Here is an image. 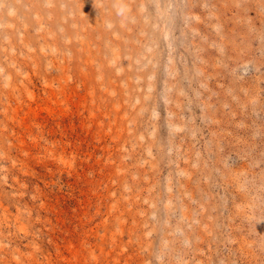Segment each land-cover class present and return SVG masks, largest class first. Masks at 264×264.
Instances as JSON below:
<instances>
[{
	"label": "rangeland",
	"instance_id": "1",
	"mask_svg": "<svg viewBox=\"0 0 264 264\" xmlns=\"http://www.w3.org/2000/svg\"><path fill=\"white\" fill-rule=\"evenodd\" d=\"M0 264H264V0H0Z\"/></svg>",
	"mask_w": 264,
	"mask_h": 264
}]
</instances>
